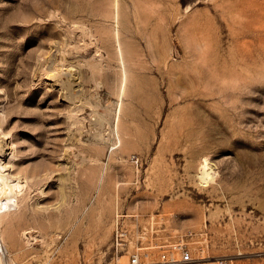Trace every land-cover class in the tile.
<instances>
[{"label": "rangeland", "instance_id": "rangeland-1", "mask_svg": "<svg viewBox=\"0 0 264 264\" xmlns=\"http://www.w3.org/2000/svg\"><path fill=\"white\" fill-rule=\"evenodd\" d=\"M0 146V264H264V0H0Z\"/></svg>", "mask_w": 264, "mask_h": 264}, {"label": "built area", "instance_id": "built-area-1", "mask_svg": "<svg viewBox=\"0 0 264 264\" xmlns=\"http://www.w3.org/2000/svg\"><path fill=\"white\" fill-rule=\"evenodd\" d=\"M196 236L197 233H194L193 231H190L188 234H186V237H189L191 240H194ZM187 240L188 238L185 239L184 236H181L177 240H172L169 242L166 245L168 248L161 249V261L166 264L178 262L183 264H191L204 257L205 248L203 246H200L198 249L192 248ZM193 242H197V240ZM127 264H141L139 254L133 253L130 261Z\"/></svg>", "mask_w": 264, "mask_h": 264}, {"label": "bare ground", "instance_id": "bare-ground-1", "mask_svg": "<svg viewBox=\"0 0 264 264\" xmlns=\"http://www.w3.org/2000/svg\"><path fill=\"white\" fill-rule=\"evenodd\" d=\"M0 148L2 147L0 146ZM6 166L7 164H5L4 161L2 162L0 159V219L5 218V216L8 215L7 213L2 212L5 203L8 201V196L13 192L17 193L22 191L23 187H25V185H23L24 180L22 178L6 173Z\"/></svg>", "mask_w": 264, "mask_h": 264}]
</instances>
